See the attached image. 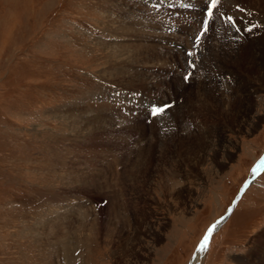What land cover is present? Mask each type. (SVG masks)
Wrapping results in <instances>:
<instances>
[{"label": "rangeland", "instance_id": "1", "mask_svg": "<svg viewBox=\"0 0 264 264\" xmlns=\"http://www.w3.org/2000/svg\"><path fill=\"white\" fill-rule=\"evenodd\" d=\"M206 1L0 0V264H190L234 203L198 264L262 251L257 6Z\"/></svg>", "mask_w": 264, "mask_h": 264}, {"label": "bare ground", "instance_id": "2", "mask_svg": "<svg viewBox=\"0 0 264 264\" xmlns=\"http://www.w3.org/2000/svg\"><path fill=\"white\" fill-rule=\"evenodd\" d=\"M209 1V0H208ZM249 3L250 4H253L254 6H257V8L255 7H251V6H249V7H251V10L250 11H247L246 13H244V15L246 16H248V17H250V20H251V22H253L252 24L253 25H255V27H254V30L252 31V33H258L257 35H255V38H253L252 39V41H253V43L254 42H258L257 44H255V48L256 47H258V44L260 45V43H261V45H262V47L264 46V24H260L259 23V21H257L256 20V14L258 15L259 13H264V8H259L258 6H259V1L258 0H254V1H252V0H249ZM206 4H207V1L205 2V3H203L202 2V7H203V5H205L206 6ZM252 5V6H253ZM180 7H183V6H181L180 5ZM254 9H256V10H254ZM259 9V10H258ZM258 10V11H257ZM183 11H186V10H183ZM195 11H199V10H195ZM194 11V12H195ZM202 11V10H201ZM194 12H192V13H194ZM186 15V14H185ZM243 15V16H244ZM241 16V15H240ZM238 20V19H237ZM255 22H257V23H259L258 25H256L255 24ZM170 27V26H169ZM208 31H210V28L208 27V29H207ZM171 31V30H170ZM236 35H238V34H236ZM185 37H186V35H185ZM193 38V37H192ZM261 40V42L259 43V41ZM224 43L226 44V47L228 48H230L229 49V51H231V54H232V58H233V60L235 61V62H237V61H239L240 59L239 58H241L240 56H239V51L237 52V53H235L234 51H235V49L236 48H238V46L240 45V41L237 39V37H233V38H231V39H225L224 40ZM245 44V43H244ZM242 45V44H241ZM129 47V46H128ZM227 52V51H226ZM261 52V51H260ZM241 53V52H240ZM227 54V53H226ZM231 54H229V55H231ZM253 54V55H252ZM251 55H250V57H252L251 58V60L250 61H252L253 62V64H255L254 63V59H255V62H256V60H258V55H257V53H256V51H255V53H254V51H253V53H252ZM217 55V54H216ZM213 60H211L210 62H212ZM258 61H260V60H258ZM260 63V62H259ZM260 69L261 70H263V71H261L260 72V75H261V77L262 78H264V64H262V67L260 66ZM256 71V70H255ZM227 73H229V72H227ZM220 75H218V76H216V77H213V81H211V80H209V84L208 85H212L213 84V82H217V81H219L218 80V77H219ZM253 76H256V77H258L259 78V75H258V73H256V74H253ZM215 80V81H214ZM234 80L235 81H237L238 79L237 78H234ZM255 80V79H254ZM256 80H258V81H260V79H256ZM261 82V81H260ZM219 83H221V82H219ZM240 83V82H239ZM214 85V84H213ZM239 85V84H238ZM206 86V85H205ZM204 86V87H205ZM238 86H236V88H237ZM241 91V90H240ZM248 91V90H247ZM252 91V90H251ZM205 93H207V90H205L204 91ZM243 92V91H242ZM249 92V91H248ZM207 99H205L204 100V102H202L203 104H207L206 101ZM209 100V99H208ZM162 105H163V103H162ZM143 106V105H142ZM222 109V108H221ZM220 109V110H221ZM222 112V111H221ZM232 113V112H231ZM166 121L168 122V124H169V118L167 117L166 118ZM174 125H175V122H174ZM186 127V126H185ZM184 127V128H185ZM189 128V127H188ZM187 128V129H188ZM190 129V128H189ZM263 164H260L258 167H257V169H256V171H258V170H260L261 169V166H262ZM258 245H259V242H257V244L255 245V247L253 248V249H251L250 251H249V254H250V258L249 257H246L247 259H249L250 261L249 262H246V261H244V258H240V260H239V264H264V245H262V251L260 252L259 251V248H258ZM205 247V246H204ZM205 250V249H204ZM197 255H196V257H194L193 259H192V261H191V263L190 264H198V262H199V258H200V256L203 254V251H199V252H197L196 253ZM254 255V258L252 257ZM242 260V261H241ZM252 260V261H251ZM242 262V263H241Z\"/></svg>", "mask_w": 264, "mask_h": 264}, {"label": "snow or ice", "instance_id": "3", "mask_svg": "<svg viewBox=\"0 0 264 264\" xmlns=\"http://www.w3.org/2000/svg\"><path fill=\"white\" fill-rule=\"evenodd\" d=\"M218 3H219V0H211V7H212V8H215V7L217 6ZM208 15H209V16L212 15L211 8L209 9V13H208ZM228 19L231 20L232 18L229 17ZM205 23H206V22H205ZM164 110H165V109H164L163 107H161V108H156V109H154L153 114H154V115L162 114V113L164 112ZM205 240H207V237H205Z\"/></svg>", "mask_w": 264, "mask_h": 264}, {"label": "water", "instance_id": "4", "mask_svg": "<svg viewBox=\"0 0 264 264\" xmlns=\"http://www.w3.org/2000/svg\"><path fill=\"white\" fill-rule=\"evenodd\" d=\"M206 244H207V240L204 241V243L202 244L203 246L201 247V249L199 251H203L204 246H206Z\"/></svg>", "mask_w": 264, "mask_h": 264}]
</instances>
